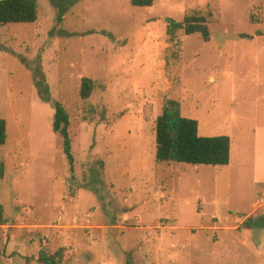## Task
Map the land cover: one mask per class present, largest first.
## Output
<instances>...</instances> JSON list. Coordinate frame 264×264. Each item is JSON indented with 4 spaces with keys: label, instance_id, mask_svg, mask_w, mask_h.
Listing matches in <instances>:
<instances>
[{
    "label": "rangeland",
    "instance_id": "rangeland-1",
    "mask_svg": "<svg viewBox=\"0 0 264 264\" xmlns=\"http://www.w3.org/2000/svg\"><path fill=\"white\" fill-rule=\"evenodd\" d=\"M37 1L36 22L0 25V264L60 248L64 264H264V228L241 224L264 200V0H80L62 22L53 0ZM193 14L209 41L167 34L168 18ZM84 77L95 82L86 99ZM167 101L202 136L229 135L232 162H158ZM56 102L71 119L73 171Z\"/></svg>",
    "mask_w": 264,
    "mask_h": 264
},
{
    "label": "trees",
    "instance_id": "trees-1",
    "mask_svg": "<svg viewBox=\"0 0 264 264\" xmlns=\"http://www.w3.org/2000/svg\"><path fill=\"white\" fill-rule=\"evenodd\" d=\"M59 8L58 20L62 22L70 7L80 0H53ZM157 0H131L134 6H152ZM37 0H0V25L8 23H34L38 19ZM167 34L172 38L177 31L183 30L187 35L199 33L206 41L210 40V29L205 16L193 14L186 16L182 21L173 18L167 20ZM38 81L45 100L50 99V88L47 84L42 65L36 67ZM95 88L92 78L84 77L81 84V96L89 98ZM55 117L53 128L63 138L64 151L74 170L73 144L70 136V115L62 103L54 104ZM157 149L158 162H179L194 165L227 166L231 163L232 140L229 135L202 136L199 133L197 119L183 116L180 104L176 101H167L162 113L157 118ZM7 120L0 118V146L7 142ZM4 165L0 168L3 176ZM3 206L0 204V224H5ZM247 228H264V217L253 219L252 216L244 221ZM65 248L55 253L41 250L37 259L39 264H64ZM127 264H132L128 262Z\"/></svg>",
    "mask_w": 264,
    "mask_h": 264
},
{
    "label": "crops",
    "instance_id": "crops-1",
    "mask_svg": "<svg viewBox=\"0 0 264 264\" xmlns=\"http://www.w3.org/2000/svg\"><path fill=\"white\" fill-rule=\"evenodd\" d=\"M233 152H234V142L232 143V152H231V160L233 159ZM232 162V161H231ZM260 209H264V200L260 201V202H256L254 203V209L252 212L248 213L244 218L241 219V224H244V221L249 218L250 216H252L254 211L260 210ZM264 211V210H263ZM264 214V213H263ZM239 219V218H238ZM245 226V225H244ZM245 229L250 233V231L252 229L245 227ZM264 249V246L262 247Z\"/></svg>",
    "mask_w": 264,
    "mask_h": 264
},
{
    "label": "built area",
    "instance_id": "built-area-1",
    "mask_svg": "<svg viewBox=\"0 0 264 264\" xmlns=\"http://www.w3.org/2000/svg\"><path fill=\"white\" fill-rule=\"evenodd\" d=\"M171 230H176V227H169Z\"/></svg>",
    "mask_w": 264,
    "mask_h": 264
}]
</instances>
